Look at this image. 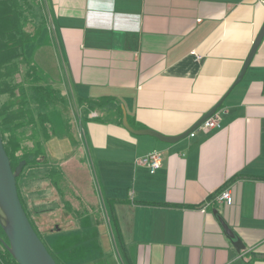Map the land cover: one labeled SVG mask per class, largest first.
Wrapping results in <instances>:
<instances>
[{
    "label": "crops",
    "instance_id": "crops-1",
    "mask_svg": "<svg viewBox=\"0 0 264 264\" xmlns=\"http://www.w3.org/2000/svg\"><path fill=\"white\" fill-rule=\"evenodd\" d=\"M25 5L22 53L63 99L48 111L46 146L88 207L77 227L51 238L57 256L66 264H264V32L236 80L264 27V0ZM211 116L220 128L197 130ZM154 150L162 165L150 173L138 159ZM225 187L231 206L213 200Z\"/></svg>",
    "mask_w": 264,
    "mask_h": 264
},
{
    "label": "rangeland",
    "instance_id": "rangeland-1",
    "mask_svg": "<svg viewBox=\"0 0 264 264\" xmlns=\"http://www.w3.org/2000/svg\"><path fill=\"white\" fill-rule=\"evenodd\" d=\"M16 1L20 13L25 15V0ZM21 27L24 30V21ZM41 27L42 24L38 25L37 30ZM11 68L14 70L9 72ZM0 80L2 83L0 92L9 90L7 93H0V133L3 139L8 141L13 132L19 146L16 154L20 156L25 151L33 154L36 151L34 142L40 139V150L45 153L44 157L38 155L36 159L30 155L16 177L20 201L33 228L46 247L59 264H66L54 251L51 238L61 230L77 227L80 215L83 216V213L88 211V207L83 203L79 206L80 200L75 194L76 187L72 186L70 176L64 171L66 166L64 167L50 155L46 146L47 141L44 140V130L26 117L29 111L35 119L39 112H44L50 119L48 111L60 105L62 96L57 87L44 84L45 81L21 58V55L15 59L14 65L4 68ZM42 85L45 88L39 92L38 98L34 88ZM20 109H23V113ZM44 125L48 127L46 122ZM18 158L13 159V162ZM79 175H81V183L85 184L83 175L81 173ZM80 195L83 197L82 193ZM89 200L91 202H88V206L93 211V199L89 198ZM7 244L2 229L0 230V264H18L7 251Z\"/></svg>",
    "mask_w": 264,
    "mask_h": 264
},
{
    "label": "water",
    "instance_id": "water-1",
    "mask_svg": "<svg viewBox=\"0 0 264 264\" xmlns=\"http://www.w3.org/2000/svg\"><path fill=\"white\" fill-rule=\"evenodd\" d=\"M263 32L264 27L256 37L236 80H239L243 76L262 38ZM214 111L215 110H213L211 114ZM194 130H196L195 127L190 129L183 136ZM141 132H147L164 142H172L180 138L165 137L153 131L143 130ZM24 163L25 161L21 160L14 169L12 168L0 134V221L8 241L6 248L18 264H57L54 257L31 225L18 195L16 177L19 175ZM212 213L233 247L237 251L243 250L244 244L242 240L227 222L223 214L216 208L213 209Z\"/></svg>",
    "mask_w": 264,
    "mask_h": 264
},
{
    "label": "trees",
    "instance_id": "trees-1",
    "mask_svg": "<svg viewBox=\"0 0 264 264\" xmlns=\"http://www.w3.org/2000/svg\"><path fill=\"white\" fill-rule=\"evenodd\" d=\"M17 6H18V4H17L16 0L15 1L14 0H0V79L2 77V71L4 70V68L14 65L15 59L19 58L20 55H21V58L27 62V60L25 59V57L22 53V46L26 41L29 40V35L25 34L22 27H21V24L23 22V20H22L23 14L20 13V10L18 9ZM32 68L35 70L34 67H32ZM13 70L14 69L11 68L9 70V72H12ZM1 85H2V83L0 80V86ZM43 88H45V86H43V85H42V87L34 88L36 94H38V98H39V92L43 91ZM3 92L7 93V92H9V90L6 89L0 93H3ZM62 101H63V99L61 100V102ZM107 101L108 100H105L102 102H107ZM40 103H41V101H40ZM84 103H87V105H88V101H85ZM20 112L23 113V109H20ZM47 115L48 114H46L44 112H39L36 116V119L34 118L32 112H30V111L26 115L27 118H30L31 122L36 123L37 126H39L40 128H42L44 130V140L45 141H48L54 135V130H53L51 121ZM45 122L48 124V127H46V125H44ZM65 125H66V128L70 127V122H69L68 117L65 118ZM14 135L15 134L12 132V135L10 136L8 141L4 140L2 135H1L4 149L6 151V154L9 158L10 164H11L13 169L17 166L19 161H21V160L27 161V159L30 155L34 156V159L38 158L37 157L38 155L39 156L42 155L43 157L45 156L44 151L40 150V144H41L40 139H37L34 142V146H36V151H34L33 154L25 151L21 156L17 155L16 153L18 152L19 146L17 145V141H16ZM18 157L21 159H19ZM15 158H18V159L16 160V162H13V159H15ZM26 215H27V213H26ZM1 228H2V223L0 221V230H2ZM52 256L54 257L53 254H52ZM54 259H55L56 263L59 264V262H57L55 257H54ZM246 264H250V263L246 262Z\"/></svg>",
    "mask_w": 264,
    "mask_h": 264
},
{
    "label": "built area",
    "instance_id": "built-area-1",
    "mask_svg": "<svg viewBox=\"0 0 264 264\" xmlns=\"http://www.w3.org/2000/svg\"><path fill=\"white\" fill-rule=\"evenodd\" d=\"M219 122L220 121L217 117H208L200 125H198L197 130L206 131L212 128H220ZM138 160L146 166L150 173H154L162 165V154L161 152L154 150L142 156ZM213 200L226 206L233 205L234 198L231 187H225L221 191L217 192L214 195Z\"/></svg>",
    "mask_w": 264,
    "mask_h": 264
}]
</instances>
